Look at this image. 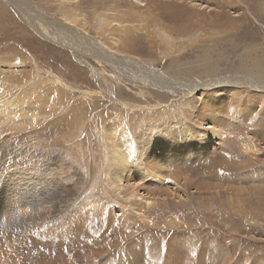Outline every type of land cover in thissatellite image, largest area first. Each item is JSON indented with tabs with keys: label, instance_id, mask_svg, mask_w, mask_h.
Wrapping results in <instances>:
<instances>
[{
	"label": "rangeland",
	"instance_id": "obj_1",
	"mask_svg": "<svg viewBox=\"0 0 264 264\" xmlns=\"http://www.w3.org/2000/svg\"><path fill=\"white\" fill-rule=\"evenodd\" d=\"M0 102V264H264V0H0Z\"/></svg>",
	"mask_w": 264,
	"mask_h": 264
},
{
	"label": "bare ground",
	"instance_id": "obj_2",
	"mask_svg": "<svg viewBox=\"0 0 264 264\" xmlns=\"http://www.w3.org/2000/svg\"><path fill=\"white\" fill-rule=\"evenodd\" d=\"M4 49V48H3ZM5 50V49H4ZM112 62L113 63H115V65L117 66V67H121V65L122 66H128V67H130V69H134L135 67H132L133 66V61H127L126 59H124V58H120L119 56L118 57H113V60H112ZM136 62V61H135ZM139 62V61H138ZM8 64V63H7ZM136 65V64H135ZM15 66V65H14ZM27 66H31L30 64H28ZM137 67H138V64L136 65ZM144 68V67H143ZM128 70V69H127ZM123 71H126V69L124 68V70ZM142 73H145V72H142ZM152 73V72H151ZM137 74V73H136ZM137 75H139V74H137ZM139 77V76H138ZM148 77L153 81V82H157V83H160V84H165L166 83V81H164V80H162V78L161 79H156V78H154V77H151V76H149L148 75ZM161 77V76H160ZM146 78V77H145ZM140 79V78H139ZM142 79V78H141ZM148 79V78H147ZM146 79V80H147ZM143 80V79H142ZM214 82V81H213ZM253 82V81H252ZM218 84H220L221 85V83H222V80L221 81H218L217 82ZM212 84V83H211ZM218 84H217V86H218ZM225 84H227V81L225 82ZM190 85H192L191 83H190ZM198 86V85H197ZM203 86V85H202ZM160 87V86H159ZM201 87V86H200ZM215 87V86H214ZM213 87V88H214ZM260 87V86H259ZM161 88V87H160ZM196 88V87H195ZM261 88V87H260ZM16 89V88H15ZM164 89V88H163ZM193 89V88H192ZM198 89V88H197ZM191 91V90H190ZM194 91V90H193ZM107 95H109V94H107ZM109 97V96H108ZM10 105H12V103H10L9 102V104H7L6 106H4V107H6V108H3V104H1V102H0V109H5L6 111H8L7 110V108H9V111L11 112V113H15V114H17V113H19V111L17 110V109H15L13 106L11 107ZM8 111V112H9ZM204 114V113H203ZM200 125H202V124H200ZM217 128V127H216ZM205 129V128H204ZM204 129H201V130H204ZM208 130V129H207ZM209 130H211V129H209ZM216 130H218V129H216ZM216 130H214L213 129V131H216ZM155 131V130H154ZM163 131V130H162ZM219 131V130H218ZM168 132V131H167ZM211 132H212V130H211ZM151 133V132H150ZM169 133V132H168ZM206 134V132H201V135H203V134ZM213 133V132H212ZM219 133H221V132H219ZM156 135V134H155ZM219 135V134H218ZM217 135V136H218ZM115 136V135H114ZM113 136V137H114ZM168 136V135H167ZM200 136V135H199ZM207 136V135H206ZM148 137V136H147ZM219 137V136H218ZM110 138V137H109ZM169 138V137H168ZM171 138V137H170ZM196 138H198V137H196ZM135 139L136 138H134L130 133L129 134H124V133H120L118 136H116L115 138H113L112 140H114V141H112V142H110V145L108 146L109 148H110V155L108 156V160H109V163H111V165L110 164H108L110 167H111V170L112 171H114V173H111V176H112V179L113 180H121V178H122V176H124L126 179H129L128 177L129 176H131L134 172H135V170H137V169H140L142 166H140V162H139V160H140V158H138L139 160L138 161H136V159L137 158H135V152L136 151H138V146H136V142H135ZM142 139V138H141ZM148 139V138H147ZM173 139H177V137L175 136V137H173L172 138V140ZM202 139V138H201ZM208 139V138H207ZM171 141V140H170ZM170 141H169V144H170ZM176 141H178V140H176ZM175 140H173L172 141V143H174V142H176ZM204 140H201L200 142H203ZM140 142V144H138V145H140V148L141 149H139V151H140V154H141V151H142V149L143 150H145V145H147L148 144V142H149V139L148 140H144V141H139ZM200 142H198V144L200 143ZM150 143V142H149ZM164 143V142H163ZM179 144H180V142H179ZM174 145V144H173ZM188 145L189 146H192V144L191 143H189L188 142ZM148 146V145H147ZM171 147H172V145H170ZM169 146V147H170ZM150 147V146H149ZM177 148H181L180 147V145H179V147H177ZM176 146H175V148L172 150V148H170L172 151H176ZM164 150V149H166V148H164V147H162V146H160V147H157V148H155L153 151H151V152H148L149 154L146 156L147 157V159L149 158V160H147L148 161V163H161V162H159V161H161V160H163L162 159V156L164 155L163 154V152H158V150ZM157 150V151H156ZM144 152V151H143ZM137 153V152H136ZM139 153V152H138ZM137 153V154H138ZM146 153H147V151H146ZM143 154H145V153H143ZM133 155V157H132V162H131V164L129 165V167H126L125 169H124V167H123V165L125 166V165H128L127 163L129 162L128 161V159L130 158V156H132ZM174 155V154H173ZM138 156H140V155H138ZM138 156H136V157H138ZM3 157H4V155H3ZM131 159V158H130ZM165 159V158H164ZM170 160H172V157H170L169 158ZM5 160V159H4ZM17 159H15V161H16ZM14 161V162H15ZM142 161V160H141ZM216 162V166H215V168H217V167H221V165L223 164V162H225L226 163V161H221V160H215ZM165 162H166V160H165ZM164 162V163H165ZM6 163V162H5ZM20 163V162H19ZM21 164V163H20ZM163 164V163H162ZM161 164V165H162ZM229 164V163H228ZM18 165V164H17ZM147 165H150V164H147ZM3 166H5V165H3ZM152 166V165H151ZM146 167V166H145ZM154 170V169H153ZM152 170V171H153ZM139 171V170H138ZM140 171H142V170H140ZM2 172V171H1ZM5 172V171H4ZM140 173V172H139ZM149 173V172H148ZM154 174H156V173H154ZM160 174V173H159ZM1 175V174H0ZM4 175V174H3ZM146 176V175H145ZM149 176V175H148ZM157 176V175H156ZM136 177V176H135ZM159 177V176H158ZM130 178H132V177H130ZM219 178V177H218ZM30 180V179H29ZM130 182V181H129ZM190 182V181H189ZM1 184H2V180L0 179V186H1ZM112 185H114L113 183H112ZM111 185V186H112ZM114 187H116V185L114 186ZM34 188V187H33ZM134 188V187H133ZM135 189V188H134ZM206 189V188H205ZM258 189V188H257ZM133 190V189H132ZM202 190V189H201ZM264 190V189H263ZM262 190V191H263ZM130 192V191H129ZM261 192V191H260ZM40 195V194H39ZM127 195V194H126ZM128 195H129V193H128ZM127 195V196H128ZM142 195V194H141ZM137 191H135V190H133V193H132V196H134L135 197V199L137 200V201H143L144 200V197L143 196H141ZM50 196V195H49ZM131 196V197H132ZM15 199V198H14ZM49 199V198H48ZM41 201V200H40ZM90 201V200H89ZM94 201V200H93ZM134 201V200H133ZM152 201V200H151ZM29 202H30V200H29ZM34 202H37L36 200L34 201ZM33 201H32V204L34 203ZM47 202H49V201H47ZM47 202H44L42 205H44L45 207H46V209H47V205H48V203ZM135 202V201H134ZM144 202L145 203H147L148 205H149V203H151L150 202V200H148V199H145L144 200ZM15 203H17V201L15 200ZM91 203V202H90ZM89 203V204H90ZM37 204H38V202H37ZM37 204H36V206H37ZM91 205V204H90ZM95 205V204H94ZM35 206V207H36ZM133 206V205H132ZM16 206L14 205V208H15ZM82 210V209H81ZM48 211H50L49 209H48ZM80 211V210H79ZM78 213V212H77ZM50 215V213L48 212L47 214H45V215H43V216H49ZM78 216H81V215H78ZM28 220H31V218L30 217H28ZM84 220H86V219H84ZM28 229H30V228H28ZM51 231L52 232H57V231H59V229H55L54 227L53 228H51ZM88 233H90V231H89V229L88 228H85L84 230L82 229V227H80V228H78L76 231H75V233H73V234H71L69 237H71L72 238V244H74L75 246H77V245H79L80 244V242H81V239H82V236L84 235V234H88ZM51 244V247H47L46 246V243L45 244H43L44 246H45V249H44V252H42L41 251V256L43 257V258H45V259H49V258H52V257H55L56 255H60L61 253H63V252H65V248L64 247H61V246H59V245H57V244H55V243H50ZM0 247H1V244H0ZM2 249V248H1ZM4 249V248H3ZM43 250V249H42ZM12 261H13V259H12ZM23 264V263H22Z\"/></svg>",
	"mask_w": 264,
	"mask_h": 264
}]
</instances>
